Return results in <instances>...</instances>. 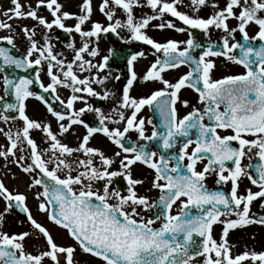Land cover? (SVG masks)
<instances>
[{
	"label": "snow or ice",
	"instance_id": "6c2138e0",
	"mask_svg": "<svg viewBox=\"0 0 264 264\" xmlns=\"http://www.w3.org/2000/svg\"><path fill=\"white\" fill-rule=\"evenodd\" d=\"M182 2L100 0L98 10L105 24L91 19L92 0H82L78 13L63 10L59 0H35L34 5L10 0L0 30L14 33L13 19L35 23L20 27L19 34L27 42L22 55L12 54L16 49L13 34L0 35V42L10 46H0V121L21 122L15 132L0 129L7 139L6 146L0 145V157H12L17 167L32 176L27 187L39 189L34 195L39 213L64 230L71 243L58 244L49 228L34 218L26 195L0 182V199L5 204L0 226L5 214L18 209L30 227V231L11 234L0 231V264H79L77 250L102 264H264V251L245 249L233 254L234 245L227 239L230 230L264 225V0H225L223 7L216 0H189L192 15L178 10ZM209 6L210 15L197 14ZM143 7L151 9V14L137 18L134 9ZM41 8L50 19L39 15ZM117 11L123 19L116 17ZM68 20L74 23L68 25ZM229 20H235V26L230 27ZM152 21L160 22L153 25ZM150 26L186 33L187 39L158 42L147 34ZM249 28L254 34L249 35ZM53 29L68 35L64 47L71 51L70 59L54 51L49 35ZM192 29L200 30L205 41H199ZM212 30L223 33L219 44L212 40ZM121 32L127 33L125 42L149 45L155 59L138 77L135 62L145 53L129 55L127 82L116 96L104 88L111 72L99 75L108 67L109 55L98 61L96 57L101 35L120 37ZM237 32L240 40L234 35ZM216 58L243 70L214 78ZM181 66L188 70L174 82L164 77ZM138 79L162 87L133 96ZM35 86L59 101L63 111L33 91ZM61 88L69 90L65 99L59 95ZM185 88L196 93V104L181 115L177 106L189 107L180 98ZM113 96L114 106L107 113L88 102L89 97L108 100ZM30 98L45 105L61 136L74 125L83 127L76 146L62 142L49 123L29 117ZM76 102L83 106L76 108ZM145 107L158 115L159 123L139 115ZM85 112L95 113L97 126L81 118ZM146 124L151 125L150 134ZM32 131L42 133L43 149ZM132 132L135 139L129 135ZM97 134L115 147L112 155L91 146ZM245 159L247 164L242 163ZM137 164L150 170V188L145 191L155 190L156 196L138 192L145 181L133 175ZM208 177H214L215 190L208 187ZM117 178L125 182L123 190L113 186ZM242 178L249 182L243 191ZM225 185H230L227 191ZM254 202L262 213L258 217L251 213ZM217 224L222 231L214 238ZM34 235L44 242V249L36 254L25 248V241Z\"/></svg>",
	"mask_w": 264,
	"mask_h": 264
},
{
	"label": "flooded vegetation",
	"instance_id": "af4514ba",
	"mask_svg": "<svg viewBox=\"0 0 264 264\" xmlns=\"http://www.w3.org/2000/svg\"><path fill=\"white\" fill-rule=\"evenodd\" d=\"M20 2L22 4H27V3H32L33 5L35 4V0H20ZM212 0H209V3H211ZM216 2L219 4L220 7L224 6L225 0H216ZM189 4V0H183V2L179 5H177L178 10L183 11V12H188V14L192 15L193 13L191 12L190 8L188 7ZM213 9L209 6V7H202L199 12L197 13L198 15L202 16V17H206L207 15H210L212 13ZM45 13H47V11L43 8H41V10L39 11V15H44ZM122 19H123V15H122ZM170 19L175 20V18L170 17ZM178 22V21H177ZM10 23L13 25H15V29L17 30V35H15V44H16V49L19 50L20 52L24 53L25 48L27 46V42L26 40L23 38L22 34L20 33V27L27 25L28 27H31L33 25V23H35L34 21L30 20V19H20V20H16L13 19L10 21ZM179 26L180 22H178ZM229 26L233 27L236 24L235 20H229ZM88 25H85V28H87ZM200 31V30H199ZM249 35L254 34L253 29L249 28ZM174 36L173 38H181L183 40L187 39V34L183 33L184 37L178 36L176 34V32H173ZM196 35V37H200L203 39V41H205V37H203L201 35L200 32L194 33ZM43 35V29H41L38 33L36 38L38 40L41 39ZM50 37L53 38L62 48V50H58L57 52H64L65 51H70L69 49H66L64 47V44L68 41L69 37L66 33H64L62 30L60 29H53L50 31L49 33ZM223 35L222 32L218 31V30H212L210 33V36L212 38V40H214L217 44L220 43V37ZM237 40H240V34L237 32L234 34ZM77 43V45L79 44V36L76 35L73 37ZM134 41H128L125 42L121 39H119V45L121 47V56H118L115 58V60H113V63H111V65L108 64V67L101 72L102 74H106L108 72H111V78L105 82L104 88H106L107 90L113 92L116 94V96L119 95V90L122 88L123 84H125L127 82V76L124 72H121L120 69L122 67H127V57L134 53L137 52L138 50H141V47H138V45L133 44ZM139 42V41H136ZM231 42V41H230ZM142 43V42H140ZM145 45V44H144ZM258 46V45H257ZM109 49H112L111 43L110 41L107 39V34H104V44H102L100 46V53H99V57L105 56V55H109V61L112 58V53H109ZM134 49V50H132ZM145 53V57L143 58H139L137 62H135V71L137 72L138 77L142 76L144 71L146 70L147 66L154 61L155 57L152 55L153 50L150 48L149 45H145L143 46V50ZM234 51H238V50H234ZM71 57V56H70ZM70 57L68 59H70ZM108 61V62H109ZM216 70L213 73V77L214 78H218L223 74H229V73H236V72H240L243 69L238 67V66H234L231 65L225 61H223L221 58H216ZM187 66H181L178 70H170L166 73H164V77L166 79H169L170 81H173L178 78L179 75L183 74L184 72H186ZM87 73H84L83 75H86ZM119 77V79L117 80L115 77ZM42 80L45 84L48 83V79L46 76H43L42 74ZM94 88H96V90L98 92L102 91L101 86L92 85ZM157 87H162V85L160 84H152V83H145L141 80H137L135 82L134 87L131 90V94L133 96H141V95H146L150 92V90H153L154 88ZM59 95L61 96V99H65L67 97V95H69V90L68 89H63L61 88L59 90ZM82 95H86V94H82ZM180 98L181 100H187L189 102V107L185 108L182 105H178V110L180 112L181 115L185 114L187 111L191 110V106L196 104V93L194 91H192L191 89L185 88L180 92ZM114 100H115V96L109 98L108 100H101L97 97H89L88 98V102L90 104L93 105V107L96 108H100L103 112L107 113L110 112L112 107L114 106ZM27 102H29V106L31 109V113H30V118L35 119L37 121H42L44 123H49L52 127V130L54 132L57 133L58 138H60L62 140V142L68 144L69 146H76L77 144V138L81 137L84 134V129L82 126L80 125H74L72 126L71 130L64 134V135H60L58 133V129H57V125L55 122V119L53 117H51V115L47 112L45 105L41 102L38 101L34 98H30ZM83 104L81 102H76L75 107L79 108L82 107ZM197 107H200V105H196ZM139 115L144 116L146 119L148 117H151L153 119L154 123H159V118L158 115L156 113H152L147 107H145L144 109H142L141 113ZM86 123H88L90 126H97L98 125V121L96 119V115L94 112H85L82 117H81ZM66 123V121H65ZM110 127H113L115 125H109ZM146 129L147 132L146 134H150L151 132V125H147L146 124ZM130 137L132 139L136 138V134L134 132L129 134ZM31 136L33 137V139H35V141L37 142V144L40 146L41 149H43L46 144L44 143V141L42 140V133H40L39 131H32L31 132ZM91 146L97 147L102 149L106 155H112L113 151H115V147L113 145L110 144V142H108L102 135L97 134L95 135L91 141H90ZM242 163L247 164L248 161L247 159L243 160ZM115 167V165L113 166ZM135 167H141L142 170L148 172L151 174L150 170H148L145 166L139 165L137 164ZM32 177V176H31ZM208 187L210 189L215 190L216 189V185H215V181H214V177H208L207 181H206ZM248 181L244 178L241 179V191H243L244 187L246 185H248ZM114 187H116V185H113ZM150 185L144 183L143 185H141V194L144 193H149L150 191H145L146 189H149ZM224 188L226 190H228L230 188V185H225ZM256 189L253 187V191H255ZM154 192V196L157 195V192L155 190H151ZM175 208L173 209V212H175ZM251 213L255 216H259L261 215V210L257 207V204L254 202L251 208ZM150 215V213L148 214ZM222 231V225H215L214 229H213V236L214 238H218L220 232ZM227 239L229 240V242L234 245V249L236 251V253L238 252H242L245 249L247 250H255L257 252L259 251H264V225H260V224H250L248 226H244V227H238L235 230H230V233L227 237ZM25 248L27 251L32 252L33 254H36L37 250H43L44 249V242L43 240H38L37 243H35L34 240L32 239H27L25 241ZM76 260L79 262V264H102L101 261H99L98 259L92 258L90 256H81V257H76Z\"/></svg>",
	"mask_w": 264,
	"mask_h": 264
},
{
	"label": "rangeland",
	"instance_id": "374dc122",
	"mask_svg": "<svg viewBox=\"0 0 264 264\" xmlns=\"http://www.w3.org/2000/svg\"><path fill=\"white\" fill-rule=\"evenodd\" d=\"M59 2L64 6L63 10L69 11L72 13H78L79 12V4L82 2V0H59ZM100 3V0H92V5H93V14L91 16V19L93 21H99L101 23H107L106 19L103 17V15L99 12L98 10V5ZM11 7L10 0H0V21H6V17L3 16V12L6 8ZM138 12V13H137ZM147 13L151 14V9H148L146 7L143 8H135L134 9V14L136 15L137 18H139L142 14ZM43 16L46 18L50 19V16L47 13H45ZM116 17L122 19V13L120 11H117ZM124 18V17H123ZM166 19H170V17H166ZM160 21H152L151 24H156L159 23ZM177 22V21H176ZM74 23V20H68L66 21V24L72 25ZM177 24H179L177 22ZM89 26V25H88ZM13 29H15V25L13 23L12 25ZM17 30L15 29L14 33H10L8 30H0V35H9L13 34L14 36L17 35ZM174 30L172 29H164L160 30L157 28H154L150 26L147 29V34L152 37L153 39L157 40L158 42H164L167 39H175V40H183L181 38H173L174 36ZM178 36L184 37L183 33H177ZM123 37L124 39H122ZM127 37L126 32H121L119 39L125 41ZM76 41V40H75ZM51 43L54 45V51L57 52L58 50H62L61 46L53 39L51 38ZM104 44V34L101 35L100 40H99V53H100V46ZM151 48V47H150ZM71 56V51H65L64 52V58L68 59ZM100 55H98L99 57ZM98 57H96V60L98 61ZM99 75H104L102 73H99ZM1 76V75H0ZM0 95H3V90L0 88ZM29 102H27V114L30 117L31 109L30 106L28 105ZM20 121H14V122H3L0 121V129H4V131H8L11 129L13 132L17 130V128L20 126ZM0 145H7V139L3 134H0ZM19 152L17 151V156H19ZM12 157H8V159H4L3 157H0V182H3L4 185L13 192H21L24 193L27 197L26 204L27 207L31 210L34 218L40 222L42 225L45 227L49 228L51 231L53 237L55 238L56 242L58 244H64V243H71V241L67 238L66 233L64 230L59 229L53 225H51L50 222L46 221V218L43 214L39 213L38 208H37V201L34 199L35 192L39 189L37 188H32L29 189L27 186L30 183L32 177L29 174H25L15 163L12 162ZM133 175L136 178H141L144 179V183L150 185V180L152 178V175L144 170H142L141 167H134L133 169ZM138 192L141 193V186H138ZM146 195L154 197V192L150 191L149 193H144ZM5 204L2 199H0V212L3 211ZM0 231H6L9 234L13 232H21V231H30V227L25 220H21L16 218L12 212L10 211L9 213L4 215V219L2 222V226H0ZM28 239H32L35 241V243L38 242V240L42 239H37L36 236H31ZM231 244V243H230ZM233 254H236L235 249H232ZM83 254L77 250V256L76 257H81ZM84 256V255H83Z\"/></svg>",
	"mask_w": 264,
	"mask_h": 264
},
{
	"label": "water",
	"instance_id": "95a60500",
	"mask_svg": "<svg viewBox=\"0 0 264 264\" xmlns=\"http://www.w3.org/2000/svg\"><path fill=\"white\" fill-rule=\"evenodd\" d=\"M111 36L112 35H110L109 36V39L112 41V43H113V45H114V50H113V52H112V59L113 60H115V58L116 57H118V56H121V53H120V51H118V49H116V48H118V46H117V44H116V42H115V39H114V37L112 36V38H111ZM199 41H202L201 39H200V37H196ZM2 46H6V47H10V46H8V45H2ZM12 54H14V55H22V54H20V53H18L17 51H13V53ZM113 63V62H112ZM123 68H125V67H122L121 69H123ZM124 70V69H123ZM2 75H3V73H1ZM20 74H25V73H20ZM30 74V73H29ZM32 89H37L38 90V92H40L41 94H43V95H45V97H46V99L53 105V107L55 108V109H58V107H59V103H58V101H55V100H53L52 98H51V96L50 95H48V94H44V93H42V90H40L39 88H38V86H35V87H33ZM6 100H8L9 102H12V98H7ZM116 185H117V187L118 188H120L121 190H123L124 188H125V183H124V181L122 180V179H116ZM14 213H16L20 218H24L25 217V215L23 214V213H20L19 212V210L18 209H14V210H12Z\"/></svg>",
	"mask_w": 264,
	"mask_h": 264
}]
</instances>
